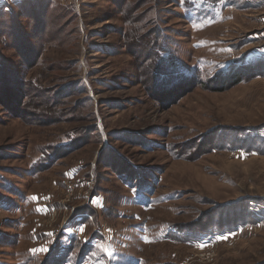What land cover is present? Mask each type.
Here are the masks:
<instances>
[{"label": "rangeland", "instance_id": "374dc122", "mask_svg": "<svg viewBox=\"0 0 264 264\" xmlns=\"http://www.w3.org/2000/svg\"><path fill=\"white\" fill-rule=\"evenodd\" d=\"M0 264H264V0H0Z\"/></svg>", "mask_w": 264, "mask_h": 264}, {"label": "trees", "instance_id": "16d2710c", "mask_svg": "<svg viewBox=\"0 0 264 264\" xmlns=\"http://www.w3.org/2000/svg\"><path fill=\"white\" fill-rule=\"evenodd\" d=\"M142 45H143V49H145V50L142 51V54H143L144 56H145V55L148 56V52H149V50H151V48H150L149 46H148V47H149L150 49L147 48V42H146V41L143 42ZM238 81H240V77L238 78ZM207 85H208L207 83H203L202 86H203V87H206ZM188 228H190V227H188Z\"/></svg>", "mask_w": 264, "mask_h": 264}, {"label": "snow or ice", "instance_id": "6c2138e0", "mask_svg": "<svg viewBox=\"0 0 264 264\" xmlns=\"http://www.w3.org/2000/svg\"><path fill=\"white\" fill-rule=\"evenodd\" d=\"M33 251H40V252H44V251H47V248H41L39 250H33Z\"/></svg>", "mask_w": 264, "mask_h": 264}]
</instances>
